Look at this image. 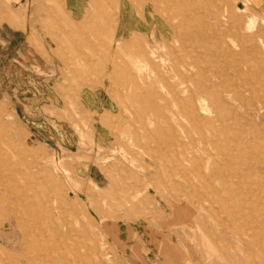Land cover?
<instances>
[{"label":"rangeland","instance_id":"1","mask_svg":"<svg viewBox=\"0 0 264 264\" xmlns=\"http://www.w3.org/2000/svg\"><path fill=\"white\" fill-rule=\"evenodd\" d=\"M148 1L0 0V264H264V15Z\"/></svg>","mask_w":264,"mask_h":264},{"label":"bare ground","instance_id":"2","mask_svg":"<svg viewBox=\"0 0 264 264\" xmlns=\"http://www.w3.org/2000/svg\"><path fill=\"white\" fill-rule=\"evenodd\" d=\"M159 1H157V0H149L147 3H146V5H145V7L143 8V14L146 16L147 14L150 16V17H152V19H153V21H154V23H157V25L159 24V22H160V20H162V19H164V18H168V17H166V16H163V15H161L160 13H159V4L160 3H158ZM142 3V2H141ZM141 3L140 4H137V5H141ZM137 7V6H136ZM137 11H140V10H137ZM123 12V11H122ZM116 14V13H115ZM115 14H113V15H115ZM123 14V13H122ZM116 16V15H115ZM120 16V15H119ZM148 16V17H149ZM117 17V16H116ZM139 17V16H138ZM151 19V20H152ZM140 20V19H139ZM142 20V19H141ZM141 20H140V22H141ZM119 21V20H118ZM152 22V21H151ZM153 23V22H152ZM147 25V24H146ZM149 25H150V23H149ZM154 25V24H153ZM151 26V25H150ZM113 27H114V25H113ZM152 27V26H151ZM146 28V27H145ZM151 29V28H150ZM157 29L158 30H163V29H161V27L159 28V27H157ZM157 30V31H158ZM118 32V31H117ZM129 32V31H128ZM127 33V32H126ZM125 33V34H126ZM153 33H155V29L153 30L152 29V34ZM158 34V33H157ZM151 35V34H150ZM154 37V36H153ZM155 38V37H154ZM157 38V37H156ZM166 43V42H165ZM185 82H187V81H185ZM187 86H189V85H187ZM58 130H60V129H58Z\"/></svg>","mask_w":264,"mask_h":264},{"label":"crops","instance_id":"3","mask_svg":"<svg viewBox=\"0 0 264 264\" xmlns=\"http://www.w3.org/2000/svg\"><path fill=\"white\" fill-rule=\"evenodd\" d=\"M254 10L264 15V0H249Z\"/></svg>","mask_w":264,"mask_h":264}]
</instances>
